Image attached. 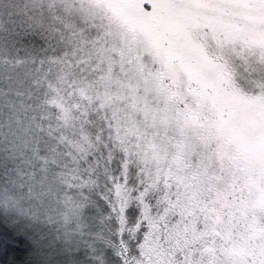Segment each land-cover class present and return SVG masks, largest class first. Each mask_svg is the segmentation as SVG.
<instances>
[{
	"label": "rangeland",
	"instance_id": "1",
	"mask_svg": "<svg viewBox=\"0 0 264 264\" xmlns=\"http://www.w3.org/2000/svg\"><path fill=\"white\" fill-rule=\"evenodd\" d=\"M16 19L64 41L71 71L56 73L52 105L67 123L73 110L105 119L126 157L119 205L134 199L129 162L145 175L136 197L156 235L142 264H264V0H0V200L11 220L2 105L12 110V47L25 37ZM15 204L43 244L52 238L53 258L73 254L57 241L62 224L50 230L35 205Z\"/></svg>",
	"mask_w": 264,
	"mask_h": 264
},
{
	"label": "trees",
	"instance_id": "2",
	"mask_svg": "<svg viewBox=\"0 0 264 264\" xmlns=\"http://www.w3.org/2000/svg\"><path fill=\"white\" fill-rule=\"evenodd\" d=\"M16 21L25 37L16 42L20 49L12 47V110L2 105V115L12 111V220L0 200V264H142L149 258L146 241L156 235L136 197L146 186L145 175L140 179L136 158L129 162L127 182L134 199L119 205L116 187L125 180L126 157L105 119L73 110L67 123L52 105L60 81L56 73L71 71L64 41L33 20ZM0 78V88L8 85ZM62 91L65 96V85ZM7 92H1L4 102L10 99ZM16 202L35 205L37 219L50 230L62 224L57 241L66 250L67 244L74 246L73 254L53 258L47 251L52 238L42 236L44 245L28 219L13 213ZM164 251L162 258L173 255Z\"/></svg>",
	"mask_w": 264,
	"mask_h": 264
}]
</instances>
